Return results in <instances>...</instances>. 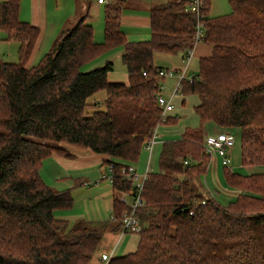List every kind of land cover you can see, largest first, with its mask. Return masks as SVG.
Returning a JSON list of instances; mask_svg holds the SVG:
<instances>
[{
  "label": "trees",
  "instance_id": "1",
  "mask_svg": "<svg viewBox=\"0 0 264 264\" xmlns=\"http://www.w3.org/2000/svg\"><path fill=\"white\" fill-rule=\"evenodd\" d=\"M124 1L107 5L102 41H94L86 10L37 64L27 65L40 29L20 20V0H0V28L19 45L17 61L0 59V264H90L104 233L121 229L128 205L118 199L108 220L57 218L56 210L71 206V193L51 188L39 169L45 157L64 151L60 144L88 148L110 157L113 187L132 195L120 169L137 160L160 122L162 67L153 54L185 57L196 17L186 10L189 0L153 5L150 38L129 41L119 26ZM228 2L230 12L210 16L203 0V41L211 54L199 59L180 92L198 96L203 124L240 128L243 165L264 164V0ZM117 46L128 83L108 81L112 61L82 70ZM99 90L106 94L102 104L90 102ZM203 138L200 126L162 143L159 169L148 173L135 210L136 250L108 264H264V172L241 174L223 165L236 198L224 205L204 197L197 188L209 159Z\"/></svg>",
  "mask_w": 264,
  "mask_h": 264
},
{
  "label": "crops",
  "instance_id": "2",
  "mask_svg": "<svg viewBox=\"0 0 264 264\" xmlns=\"http://www.w3.org/2000/svg\"><path fill=\"white\" fill-rule=\"evenodd\" d=\"M168 1L125 0L121 4L119 26L126 40L142 41L149 39L151 35L149 8ZM213 1L217 0H209L208 14L210 16L221 15L215 12L211 13ZM115 2L116 0H103L102 2H98V0H20L18 11L20 20L27 21L40 29L39 37L26 64L35 65L37 55L43 53V49H46L49 44L52 45L60 33L72 26L84 11L88 10L86 22L90 23L93 19H97L96 21L99 22L104 16L107 5ZM50 8L55 11L50 12ZM99 35V32H95V34L93 32L94 41H101ZM4 40L9 42L11 52L15 51L18 56V41L8 39L6 33ZM122 50L121 46L108 49L83 66L89 64L86 69H91L104 65L106 61H112L113 68L107 73L108 81L128 83V74L121 58ZM210 54L211 45L203 41V39L196 41L190 50V54H185V57H183L181 52L176 54L154 52L153 59L156 65L163 69H172L175 72L172 76L161 77L159 79L161 87H159L158 91L166 99L172 101L174 108L168 113L167 122L158 125L155 133L156 143L151 152H148L143 145L137 160L130 162L139 174H143L145 171L152 172L151 162L153 154L156 151L157 153L160 152L164 141L179 139L186 128L202 126L204 136L215 135L220 131H224V129L212 122L203 124L200 121L195 109L199 104V98L196 94L172 92L179 81L178 73L183 72L185 78L182 81H187L188 78L195 75L199 59ZM117 58L121 60L124 66V69L120 72L115 69ZM166 80L170 82V90H167ZM105 96V91L99 90L91 96L90 102L99 101L102 104ZM188 96L194 98L192 108L185 104ZM165 137L167 138L164 139ZM60 145L64 151L53 152L45 157L39 169L43 182L58 191L69 190L72 199L74 200L75 198V201H72L69 208L55 211L57 218L65 219L70 224L78 219L108 220L111 218L114 200L118 199L125 203L128 200L127 202H129L131 196L129 197L125 191H120L113 187L112 180L110 179L111 171L109 164L106 162L110 158L109 156L77 145ZM78 199L80 200L77 203ZM103 236L104 240L103 242L101 241L100 247H107L111 257L134 252L139 240L138 233H122L120 230H108Z\"/></svg>",
  "mask_w": 264,
  "mask_h": 264
},
{
  "label": "rangeland",
  "instance_id": "3",
  "mask_svg": "<svg viewBox=\"0 0 264 264\" xmlns=\"http://www.w3.org/2000/svg\"><path fill=\"white\" fill-rule=\"evenodd\" d=\"M63 1V0H60ZM230 5L228 4L227 0H217L213 1V10L212 12H215L216 14H225L230 12ZM50 12L55 11L54 9L50 8ZM97 19H93L90 23L92 25L93 32L95 34L99 32V36L101 38V41L103 40V26H104V16L102 20L99 22L96 21ZM5 32L0 28V58L7 61H17L18 56L15 51L13 53L10 50V44L7 40H4ZM52 45L49 44V46L46 49H43V53L37 55L36 61L34 64H37L40 59L44 56L45 53H47ZM116 71L120 72L124 69V66L120 59H116L115 64ZM88 65L82 66V70H88ZM166 87L167 90H170L169 80H166ZM193 97L188 96L185 100L186 106H189L192 108ZM224 131L228 132L233 138H234V144L233 147L228 149V156L230 159L229 164L227 165L229 169L241 173V174H250V173H256V172H264V164H255V165H243L241 162V133L240 128L238 127H232V128H225ZM165 137L164 139H166ZM158 147V146H157ZM208 155V154H207ZM209 159L206 164L205 172L202 174L201 178L198 179L197 188L198 191L204 196H211L216 201H218L221 204H228L229 201H232L236 198L238 194V190H235L233 186H230L223 175V164L222 159L220 155H217L216 153H213L212 156L208 155ZM158 159H159V153H154L152 157V172L158 171ZM80 199L77 200V203ZM75 201V198L73 202ZM104 240V236L102 238V242ZM100 243V245L102 244ZM98 247L96 253L94 254L92 261L90 264H102L100 259L101 252L108 253L109 249L107 247Z\"/></svg>",
  "mask_w": 264,
  "mask_h": 264
},
{
  "label": "built area",
  "instance_id": "4",
  "mask_svg": "<svg viewBox=\"0 0 264 264\" xmlns=\"http://www.w3.org/2000/svg\"><path fill=\"white\" fill-rule=\"evenodd\" d=\"M103 0H98V2H102ZM203 7V0H189V2L186 5V10L194 13L196 17L195 22V30L193 33V41L194 43L196 41H199L203 39L204 36V26L203 21L201 20V10ZM190 50H188V55L190 54ZM175 72L172 69H159L158 70V80L161 77L166 76H172ZM179 81L173 88V93L180 92L181 89V82L183 78H185V75L183 72L178 73ZM193 77V76H192ZM192 77L188 78V81L192 80ZM161 87V85H159ZM156 101L157 106L160 109V122L157 123V125L154 127L152 131L151 137L147 140L145 143V148L148 152H151L154 144L156 143L155 140V133L157 131V127L160 123H163L164 119L167 118L168 113L171 112L174 108V105L170 99H166L163 95L160 93H157L156 95ZM234 144V138L225 131H220L216 133L215 135H205L203 138V148L206 154L212 155L213 153H216L217 155L221 156L222 164L224 166H227L230 162L228 149L232 148ZM184 163H187V160L184 161ZM109 169L111 171V177L112 180V166L109 165ZM120 172L125 177L126 181L131 182L133 186L132 195L129 192H126V195L129 197L131 196L129 202L126 201V204L128 205V209L123 211L121 214V229L120 231L122 233L124 232H133L138 233L140 231V224L139 220L135 214V210L138 206L143 204V199L141 196L144 180L148 176L147 171H145L143 174L137 173L134 166L131 164H128L127 166H123L120 169ZM127 196V197H128ZM204 202V201H202ZM111 259V254L109 253H102L100 256V260L102 264H108L109 260Z\"/></svg>",
  "mask_w": 264,
  "mask_h": 264
},
{
  "label": "bare ground",
  "instance_id": "5",
  "mask_svg": "<svg viewBox=\"0 0 264 264\" xmlns=\"http://www.w3.org/2000/svg\"><path fill=\"white\" fill-rule=\"evenodd\" d=\"M212 156V155H211ZM113 170V169H112ZM138 173V172H137ZM109 177V176H108Z\"/></svg>",
  "mask_w": 264,
  "mask_h": 264
}]
</instances>
